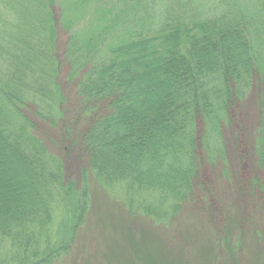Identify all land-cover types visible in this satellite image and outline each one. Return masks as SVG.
<instances>
[{
	"label": "trees",
	"instance_id": "1",
	"mask_svg": "<svg viewBox=\"0 0 264 264\" xmlns=\"http://www.w3.org/2000/svg\"><path fill=\"white\" fill-rule=\"evenodd\" d=\"M86 1L0 0V264H54L71 252L89 211L86 171L79 184L66 181L24 115L32 109L51 126L63 118L56 7L68 34L64 78L86 122L79 153L103 189L124 190L131 217L172 221L188 205L204 213L200 179L205 169L208 178L221 169L227 176L223 130L240 133L230 110L255 80L264 92L263 0L254 24L236 3L192 18L168 0H101L95 18L87 10L92 29L80 33ZM255 129L264 179L262 111ZM258 186L264 194V180Z\"/></svg>",
	"mask_w": 264,
	"mask_h": 264
},
{
	"label": "rangeland",
	"instance_id": "2",
	"mask_svg": "<svg viewBox=\"0 0 264 264\" xmlns=\"http://www.w3.org/2000/svg\"><path fill=\"white\" fill-rule=\"evenodd\" d=\"M259 1L168 0L166 4L175 12L186 8L183 11L195 18L200 13L210 17L215 6L228 9V4L236 3L249 18V23L254 24V12ZM102 3L101 0L86 1L82 17L73 16L76 21L79 19L75 22L76 30L86 33L92 29L89 21L92 16L95 18L100 14ZM163 3H156L154 10H161ZM180 3L186 6L177 7ZM196 5L199 8L196 9ZM87 10L92 16H88ZM59 14L60 10L56 7V57L64 98L60 108L63 118L51 126L37 119L32 109L26 110L24 115L34 125L32 133L44 143L51 155L60 158L66 181L77 185L82 171H86L89 211L71 252L61 256L54 264H264V194L258 186L264 179L262 170L257 167L253 148L256 122L260 111L264 113V92L259 89V82L255 80L246 98L230 110L229 116L235 117L236 123L241 124L240 133L235 126L223 130L227 176L223 175L222 169L214 175L211 173L210 178L207 177V169L203 171L205 175L200 179L199 186L204 190L201 203L207 204L204 213L195 212L198 205L196 209L194 205H188L172 221L159 222L140 214L131 217L124 207V190L119 187L110 192L103 189L92 177L86 159L79 153V135L86 122L80 121L81 107L75 90L64 78L66 64L63 53L68 34L59 24ZM257 23L261 26L264 21L261 24L258 20ZM236 194H240V198H236ZM210 215H213L212 219ZM61 218L62 214L56 212V222ZM55 227L56 224L54 230Z\"/></svg>",
	"mask_w": 264,
	"mask_h": 264
}]
</instances>
